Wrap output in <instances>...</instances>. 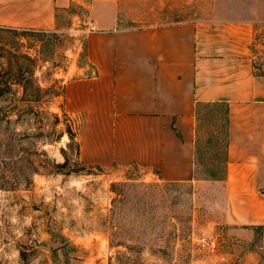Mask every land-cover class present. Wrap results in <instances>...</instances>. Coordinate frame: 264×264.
Masks as SVG:
<instances>
[{"label":"rangeland","instance_id":"obj_1","mask_svg":"<svg viewBox=\"0 0 264 264\" xmlns=\"http://www.w3.org/2000/svg\"><path fill=\"white\" fill-rule=\"evenodd\" d=\"M92 1H75L58 30L0 31L8 59L22 67L5 76L13 87L0 96V264H264L261 227L247 237L219 222L211 181L224 175L225 104L197 114L195 177L208 181L164 182L137 166L84 161L83 119L65 93L67 82L85 76L78 29ZM114 2L134 27L227 17L247 0Z\"/></svg>","mask_w":264,"mask_h":264},{"label":"crops","instance_id":"obj_2","mask_svg":"<svg viewBox=\"0 0 264 264\" xmlns=\"http://www.w3.org/2000/svg\"><path fill=\"white\" fill-rule=\"evenodd\" d=\"M75 1L0 0V26L58 30ZM87 19L91 26L78 29L85 76L65 93L83 119L84 161L137 166L164 182L208 181L195 177L197 108L223 103L225 173L211 181L218 221L247 237L264 230V0H247L227 17L134 27L114 0H93Z\"/></svg>","mask_w":264,"mask_h":264},{"label":"trees","instance_id":"obj_3","mask_svg":"<svg viewBox=\"0 0 264 264\" xmlns=\"http://www.w3.org/2000/svg\"><path fill=\"white\" fill-rule=\"evenodd\" d=\"M4 29H8V30L13 31V32L17 31V29L5 28V27L0 26V31H2ZM8 53L12 55L11 50H9V48H7V46H5V44L3 42H1L0 43V96L5 95L13 87V85L7 79H5V76L11 74L13 72V70H20V71L22 70V67L19 66L18 61H13L11 59H8V56H7ZM21 57L30 59V57L27 55H21ZM19 86H21L24 89V93L26 94L28 86L26 84H21V82L19 83ZM210 105H217V104L201 103L198 105L197 109L199 110V107H201V106H210ZM67 131H68L70 139L74 140L75 139V133L72 132L71 128H68ZM77 151H78V153L80 151L79 143L77 144ZM66 160H68V158H66ZM225 162H226V155H225ZM224 173H225V167H224ZM214 178L219 179L220 177L214 176ZM203 179H205V177H203Z\"/></svg>","mask_w":264,"mask_h":264},{"label":"built area","instance_id":"obj_4","mask_svg":"<svg viewBox=\"0 0 264 264\" xmlns=\"http://www.w3.org/2000/svg\"><path fill=\"white\" fill-rule=\"evenodd\" d=\"M84 24H85L86 26H91L92 22H91L89 19H87V20L84 22Z\"/></svg>","mask_w":264,"mask_h":264}]
</instances>
